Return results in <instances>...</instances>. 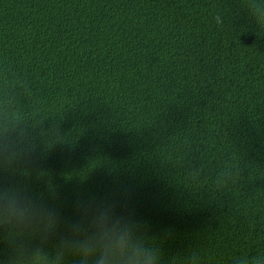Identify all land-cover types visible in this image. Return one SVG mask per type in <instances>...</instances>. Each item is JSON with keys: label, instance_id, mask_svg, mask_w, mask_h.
<instances>
[{"label": "trees", "instance_id": "16d2710c", "mask_svg": "<svg viewBox=\"0 0 264 264\" xmlns=\"http://www.w3.org/2000/svg\"><path fill=\"white\" fill-rule=\"evenodd\" d=\"M252 3L0 0V115L58 125L61 139L5 181L48 203L54 190L71 220L78 198L110 197L145 223L162 264L264 252V25ZM12 255L0 231V264Z\"/></svg>", "mask_w": 264, "mask_h": 264}, {"label": "clouds", "instance_id": "9594fccd", "mask_svg": "<svg viewBox=\"0 0 264 264\" xmlns=\"http://www.w3.org/2000/svg\"><path fill=\"white\" fill-rule=\"evenodd\" d=\"M261 10L264 0H253L248 7L257 23L264 25L258 16ZM215 19L219 22L218 16ZM52 127L33 126L11 109L0 115V231L7 232L13 251L9 264H65L69 255L77 256L79 264H162V250L147 236L145 223L126 207L118 210L110 197L78 198L74 202L78 218L71 220L54 203L59 200L54 190L49 192L53 203H48L25 185L5 181L6 175L23 174L34 165L40 158L38 148L61 142L59 126L54 131ZM121 196L127 200L129 193L125 190ZM234 264H264V252L244 255Z\"/></svg>", "mask_w": 264, "mask_h": 264}]
</instances>
